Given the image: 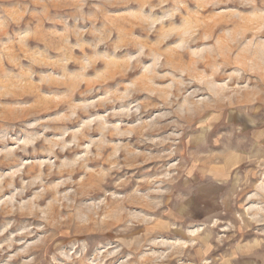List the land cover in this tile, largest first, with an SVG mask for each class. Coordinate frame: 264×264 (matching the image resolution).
Returning a JSON list of instances; mask_svg holds the SVG:
<instances>
[{"label":"rangeland","instance_id":"374dc122","mask_svg":"<svg viewBox=\"0 0 264 264\" xmlns=\"http://www.w3.org/2000/svg\"><path fill=\"white\" fill-rule=\"evenodd\" d=\"M0 264H264V0H0Z\"/></svg>","mask_w":264,"mask_h":264}]
</instances>
